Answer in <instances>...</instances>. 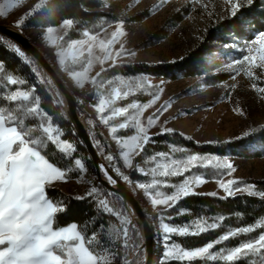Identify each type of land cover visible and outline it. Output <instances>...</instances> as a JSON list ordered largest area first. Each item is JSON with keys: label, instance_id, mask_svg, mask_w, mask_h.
<instances>
[{"label": "snow or ice", "instance_id": "snow-or-ice-1", "mask_svg": "<svg viewBox=\"0 0 264 264\" xmlns=\"http://www.w3.org/2000/svg\"><path fill=\"white\" fill-rule=\"evenodd\" d=\"M24 0H4V4L0 6V18H7L11 11L18 6L22 5ZM166 0H162V3ZM195 3H200V0H194ZM230 6L232 17H237L240 9L246 4L251 7L255 4V0H225ZM45 5L51 7V0H40L30 11L26 13L27 17H32L41 11ZM162 5H157V10ZM72 19H65L62 22V27H72ZM123 21H120L115 26V31L111 33L110 39H101L98 41L99 48L103 53L102 57H96L101 65L100 71L96 72L95 76H89V69L93 66L92 53L93 48L97 46V36L92 35L89 41L78 42L81 47L75 53L59 52V64L74 81L75 85L81 89L85 87L86 83H91L97 88L104 87L98 81L102 73H107L109 68L118 67L116 63L119 59L136 56L135 51H128L121 44L119 50L113 51L114 45L119 42V37L125 35L123 31ZM24 18H18L15 26L18 28L23 27ZM54 32L53 27H46V33ZM242 35V32H238ZM85 35H89L85 33ZM87 44L86 51L88 57L83 61L84 45ZM11 50L18 54L19 57L27 60L25 52L13 43ZM70 48L75 49L76 43L70 45ZM244 52L241 59L236 61L243 67L245 74L253 80L259 79L256 75L257 69L260 70V75H264V31H258L250 42L245 43ZM30 63V61H29ZM73 67H69L68 64ZM109 64V68L103 67ZM86 65V66H82ZM76 66H81L77 68ZM233 68V65H229ZM0 71H3L0 65ZM36 72L35 69H33ZM39 75V73H36ZM239 75V71L236 72ZM7 84L18 86L26 83L23 79H18L13 75L6 77ZM118 84L111 87L106 95L99 99L96 106V112L99 114V119L104 125H109L110 121L117 116H125L129 111L127 107H115L111 110V115H105V112L117 100L122 99L129 95V91H123V88L131 90L133 83L135 87H141L140 80L147 82V77L137 78V81L125 82L120 77L116 78ZM231 79L235 80L236 76L233 75ZM44 78H41V83H44ZM51 84V80H47ZM107 85H113L112 80H108ZM149 87H152L149 85ZM235 87V85H232ZM256 84L253 83V88ZM160 88L154 93L150 100L143 104H132L131 107L135 109V115L131 116V123L135 129L134 135L129 138H121L115 135L117 129H127L128 123H119L111 127L112 139L117 142L123 149L120 153L122 157L123 167L134 169V159L141 155L146 145L152 142L149 134L150 129L157 124L160 115L169 107L165 103L156 110L155 113L149 115L146 123L142 122L141 117L144 111L151 108L160 99ZM264 93V87L259 89ZM35 86L31 90H21L17 88L11 91L10 94L3 97L4 100L10 102L12 106L5 108L0 107V264H111V261L100 255L94 247L101 246V241L95 235L90 239H86L85 235L77 230L75 223L70 226L54 227V221L58 213H63L65 208L63 202H57L50 199L46 195L47 187H54L56 182H67L69 179L68 174L73 171L72 168L61 169L49 162L48 159L42 155L41 149L45 147V142H51L59 148L60 153L66 157L72 158L76 152V148L71 142L63 140L61 130L54 126L52 117L41 109V99L37 95L33 98ZM59 95V94H57ZM264 98V97H262ZM31 101V103H30ZM56 104H62V100L54 101ZM241 115L243 113L241 112ZM25 117L36 118L40 117L46 120V123H41L39 130L42 132V137L34 138V133L37 129L32 126L25 125ZM166 122L160 123V131L153 135H168L173 134L174 130L165 126ZM181 135H183L181 133ZM189 140L191 137H187ZM95 139V137H93ZM100 141L95 140L94 147H100ZM217 143V142H210ZM227 143V142H225ZM176 151V149H174ZM184 152L185 149H178ZM103 155V152H101ZM157 156L167 158V153L159 152ZM105 159L109 162L108 166L100 165V170L106 178L109 185H116L118 179L132 183L130 177L116 167L114 156L107 154ZM156 157H153L155 160ZM205 162L208 164L214 163V168L218 170L220 175L226 174L232 176L236 171L233 164L228 162L227 159L212 155L209 159L203 155L191 154L184 160L172 159L169 163H157L150 171H145L143 168L136 169L144 176L151 175L153 179L150 183H137L135 188L141 189L144 195L149 197L151 206L157 211V220L159 221L158 231L162 234L161 240L164 247L163 257L161 264H168L169 260L176 261H193L200 259L203 261H222L224 264H237L241 259L248 257L250 254H264V233H261L257 239L249 240L240 243L238 246L232 247L230 250L225 251L221 249L217 252L211 251L214 245L220 244L222 241H228L232 237L239 234H246L252 232V227H239L233 231L221 235L214 242H208L205 246L197 247L194 250H185L176 244L169 243L173 235L186 237L188 235H198L205 233L208 228L215 229L216 223L200 224L197 223L195 231H191L188 226H173L166 220H171L172 217L168 214L179 201L195 195H200L196 191L197 188L204 185L206 180L201 175H195L183 180L182 183L167 185L165 181L156 179L157 176L169 178L182 176L185 173L191 172L193 168L201 167ZM75 169L80 173L86 171V165L80 158L74 159ZM111 168V172L110 169ZM219 188L225 193V197H232L234 193L244 192L248 189L255 187L252 184H247L245 188H241L240 181L236 179H228L225 181L220 178L216 180ZM162 184L173 189L171 192H162L157 190ZM135 190V189H134ZM248 194L254 195L251 191ZM112 193H108V196ZM212 197H217V192L213 191L207 193ZM264 195V192L260 193ZM87 198H97L100 208L104 213L111 214L113 217L118 218L123 225L122 228L116 231V240L122 239V244L119 245L117 250L112 252L113 260L119 257L122 264H147L143 259V248L139 241H133L132 232L138 235V230L132 221L128 218L127 210H117L119 205L112 204L107 196L95 186L87 191ZM103 197V198H101ZM86 197L78 196L76 199H85ZM182 214V213H178ZM132 224L130 231L128 225ZM264 225H257L261 227ZM131 242V243H130ZM112 243H115L113 241ZM124 249H130L129 255H134V259L128 260L124 256Z\"/></svg>", "mask_w": 264, "mask_h": 264}, {"label": "trees", "instance_id": "trees-1", "mask_svg": "<svg viewBox=\"0 0 264 264\" xmlns=\"http://www.w3.org/2000/svg\"><path fill=\"white\" fill-rule=\"evenodd\" d=\"M103 2V0H52L51 7L45 6V8L27 22L26 27L27 29L35 31H46V27L48 26L58 29L65 19H72L74 23L62 40V44L67 46L69 43L82 41L86 37L85 33L89 34L87 37L92 35L97 36L108 26L118 23L119 20L117 18L103 12ZM143 20V15H140L130 22L137 23ZM258 31H264V0H255L253 6H247L241 9L237 17L228 21L216 23L210 27L200 44L179 62L158 66H118L109 70L107 73H102L99 82L104 85L108 80L114 81L117 77L127 82L137 81V78L142 77L169 81H177L179 78L201 79L205 77L204 80H206L208 84H224L227 82L226 76L214 75L218 67L214 62L212 54L222 53V50L219 48L223 45L250 42ZM238 32H242L243 34L238 35ZM12 44L11 41L0 36V65L3 67V71H0V107L8 108L12 106L10 102L3 99V97L10 94L11 91L17 88L21 90H31L32 87L35 86L33 98L37 95L40 97L42 111L52 117L54 126L61 130V138L71 142L76 148L73 157L68 158L63 153H60L56 145H53L51 142H45V147L41 149L42 155H44L49 162L60 167L62 170L67 168L73 169V171L68 174L69 179L67 182H76L81 179V173L79 170L75 169L74 165V159L80 158L82 162L85 163L88 174L94 179V186L97 187L104 196H107L110 201V206L112 204H118L119 207L117 210L126 209L123 202L118 197L115 195L108 196L109 192L103 190L96 183L95 172L85 149L71 128L61 105L54 103V101L61 100V98L60 95H57L58 92L53 83H47V80H49L48 77L32 59L27 57V60H25L14 53L10 47ZM33 69H35L36 72H34ZM36 73H39V75ZM8 75L23 79L26 83L18 86L8 85L6 79ZM41 78H44V83H41ZM99 92L103 96L107 94L108 90L106 87H102L99 89ZM148 100L147 95L143 92H138L131 97L130 101H125V103L130 104L133 102L143 104ZM97 102L98 99L94 100L90 97L82 99V104L84 106L89 105L96 107ZM76 103L78 104L77 99ZM82 108L83 107L79 106L80 115ZM41 123H46V120L40 117H25V125L37 129V132L34 133V138L42 137L43 135L39 130ZM86 125L93 143L95 144V140L101 142L100 147L96 148L108 166L109 162L105 159V156L107 154L113 155V153L107 140L97 126H91L87 120ZM127 136H130V134L123 133L118 135V137ZM93 137H95V139H93ZM151 140L152 142L146 145L144 151L136 161L137 169L143 168L145 171H150L157 163H169L172 159L184 160L191 154L203 155L209 159L212 155L219 156L221 159H225L228 156L250 160L264 157V127L250 130L246 136L239 140L222 144L198 145L194 141L176 132L168 135H159L151 138ZM181 148L185 149V151H178V149ZM174 149H176V151H174ZM101 152H103V155ZM159 152L167 153V158L157 156ZM154 156L156 157L155 160H153ZM113 163L123 171L122 166L115 156ZM214 163L215 162H213V164H208L205 162L201 167L193 168L191 172L185 173L182 176L169 178L157 176L156 179L165 181L167 185H178L182 183L184 179L194 177L195 175H201L206 181L223 179L226 174L220 175L218 170L214 168ZM128 176L133 184L150 183L153 179L151 175L144 176L141 172H132ZM122 182L125 183L124 181ZM254 186L264 187V182L255 183ZM157 190L162 192L173 191L172 188L165 186V184H162ZM46 195L54 201L63 202L65 208L63 213L57 214L54 227L70 226L75 223L77 225V230L84 234L86 239H90L92 235H95L97 239L101 241L100 247H96L95 244L92 245L100 255L113 260L112 252L117 250L119 245L123 242L122 239L116 240V231L123 227L118 218L113 217L111 214L104 213L99 206L98 199L95 197L78 200L54 188H47ZM168 214L172 217L171 220H166L170 225L177 227L188 226L191 231L196 230L195 226L197 223L205 224L206 222V224H217L215 229L208 228L205 233L198 235H188L186 237L173 235L169 243L176 244L185 250H194L197 247L205 246L208 242H214L221 235L239 227L250 226L254 230L250 233L239 234L236 237L230 238L228 241H222L220 244L214 245L211 251L217 252L221 249L225 251L230 250L240 243L257 239L261 233H264V226L257 227V225H264V198L255 195L238 194L224 199L218 196L195 195L179 201ZM127 215L138 230L128 210ZM147 219L152 228L154 237V264H161L164 257L160 255L157 245V238L155 237L153 226L154 220L149 216H147ZM132 224L128 225L130 231L132 230ZM132 237L133 241H139L140 244L143 245L139 230L138 235L132 232ZM113 241H115V243H112ZM123 251L124 256L127 257L128 260L134 259V255L128 254L130 249H124ZM144 256L145 253L143 250V259L145 260ZM114 260L117 264H122L119 257ZM263 263L264 254H251L237 262V264ZM168 264H224V262L196 259L193 261L169 260Z\"/></svg>", "mask_w": 264, "mask_h": 264}, {"label": "rangeland", "instance_id": "rangeland-1", "mask_svg": "<svg viewBox=\"0 0 264 264\" xmlns=\"http://www.w3.org/2000/svg\"><path fill=\"white\" fill-rule=\"evenodd\" d=\"M103 1V12L117 18L119 20L118 23L120 21L124 22L123 31L125 35L119 37V42L114 45L113 51L119 50L120 45L123 44L126 50L136 52L134 57L117 60L116 63L119 66H158L179 62L200 44L210 27L216 23L234 18L231 16L230 6L225 0H200V3H195L194 0H166L164 3H162V0ZM39 2L40 0H24L23 4L13 9L7 18H0V26H9L17 29L42 53L75 101L77 99L79 106L83 107L81 109V118L85 119V123L87 120L91 126L94 125L100 129L113 155L122 166L124 174L130 175L132 172H138L136 170V161L139 156L134 159V169L123 167L120 155L123 149L112 139L111 127L119 123H128L129 127L127 129L118 128L115 135L129 133L131 136L136 134L130 118L136 114L135 109L131 105L138 103H125V101H130L135 93L143 92L150 100L154 93L160 88L163 89L156 104L144 111L141 120L145 123L149 115L155 113L165 103L169 104V107L160 115L157 124L150 129L151 138L159 136L153 134L160 131L161 122H166V127L172 128L176 133H182L185 138L191 137L190 140L198 145L236 141L246 136L250 130L264 127V98H262L264 93L259 91L261 87H264V75H260V70L257 69L255 71L259 79L253 80L245 74L241 65L236 64V61L241 59L244 54L242 50L245 43L223 45L219 48L222 53L212 54L218 67L214 75L226 76L227 82L224 84H208L204 80L205 77L201 79L179 78L177 81L147 77L146 83L143 80L139 81L141 83L139 88L135 87V83H133L131 90L122 86V90L129 91V95L117 100L106 110L105 115H111V110L115 107H127L129 111L125 116L115 117L110 121L109 125H104L99 119L96 107L82 104V99L85 97H90L94 100L98 99L99 102V99L102 98L99 92L100 88L91 83H86L83 89L77 87L75 81L63 71L64 66L59 64L60 56L57 53L62 51L75 53L81 47L78 42H75V49L70 48L73 43H69L67 46L62 44V40L69 28L61 26L58 29H54L52 33L27 29V22L34 16L27 17L26 13ZM3 4L4 0H0V6ZM157 5L162 6L155 11H151V9H156ZM245 7H247L246 4L241 9ZM140 15L144 17L142 22H130ZM18 18H24V24L21 28L15 26ZM118 23L108 26L97 35V46L93 48V66L89 69V76H95L96 72L101 69L99 61L96 60V57L103 56L98 41L110 39L111 33L115 31V26ZM90 37L86 36L82 41H89ZM86 48L87 44L84 45L85 51L84 57H81L82 61L88 57ZM229 65H233V68H229ZM68 66L73 67L70 63ZM76 67L79 68L81 66ZM103 67L109 68V64H105ZM113 68H109V70ZM237 71H239V75H236ZM233 75L236 76L235 80L231 79ZM113 82V85L104 83V87L110 91L112 86L118 84L117 79ZM125 82L127 83V81ZM253 83L256 84L255 88H253ZM149 85L152 87H149ZM232 85H235V87H232ZM241 112L243 115H241ZM130 136L121 138H129ZM225 159L232 163L236 169L232 176L226 175L223 178L225 181L236 179L241 182L239 184L241 188H245L247 184L254 185L255 183L264 182V157L250 160L228 156ZM125 183L140 204L145 215L154 220L155 237L157 238L160 255L163 257L162 234L158 231L159 221L157 220V211H162L163 209L154 210L149 197L144 195L143 190L135 188L136 184ZM93 186L94 179L86 170L81 173V179L76 181L75 184L61 185L60 188L63 190V192L61 191L62 193L65 192L64 194L67 193L72 198L78 196L87 198V191ZM49 188L60 190L57 187ZM196 191L201 193L200 195L215 191L218 197H225V193L219 188L216 181H206ZM249 191L254 193L255 196L264 198V195H260V193L264 192V187L257 186L244 192L234 193V195L248 194ZM109 260L111 264H117L115 260Z\"/></svg>", "mask_w": 264, "mask_h": 264}, {"label": "water", "instance_id": "water-1", "mask_svg": "<svg viewBox=\"0 0 264 264\" xmlns=\"http://www.w3.org/2000/svg\"><path fill=\"white\" fill-rule=\"evenodd\" d=\"M0 36L21 47L26 56L32 59L48 79L52 81L63 101V103L60 104L61 108L92 163L96 176V183L103 190L118 197L129 213H131L132 220L136 224L142 238V248L145 253V261L147 264H154V237L147 216L128 186H126L119 178H117L118 183L116 185H109L106 178L103 176L99 166L107 165L99 154L97 148L94 147L85 119L81 118L79 106L72 94L67 90L56 71L48 63L42 53L35 48L20 31L9 26H0Z\"/></svg>", "mask_w": 264, "mask_h": 264}, {"label": "crops", "instance_id": "crops-1", "mask_svg": "<svg viewBox=\"0 0 264 264\" xmlns=\"http://www.w3.org/2000/svg\"><path fill=\"white\" fill-rule=\"evenodd\" d=\"M68 185V184H75V182H56V184H55V186L54 187H57V188H59L60 189V191H62L63 192V190H62V188H60V186L61 185ZM47 188H49V187H47ZM46 188V189H47ZM65 193V192H64ZM66 195H68L67 193H66ZM69 196V195H68ZM80 200V199H79Z\"/></svg>", "mask_w": 264, "mask_h": 264}]
</instances>
